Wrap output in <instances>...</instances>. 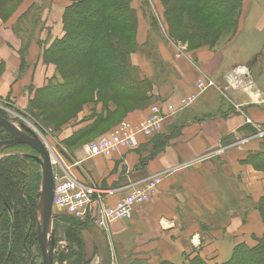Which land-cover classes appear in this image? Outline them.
<instances>
[{
  "label": "crops",
  "instance_id": "obj_1",
  "mask_svg": "<svg viewBox=\"0 0 264 264\" xmlns=\"http://www.w3.org/2000/svg\"><path fill=\"white\" fill-rule=\"evenodd\" d=\"M241 4L236 34L219 47L204 46L178 56L161 43L156 55L154 51L131 55L140 77L151 81L153 105L178 108L197 81L210 78L215 84L191 106L168 116L159 135L137 136L134 148L109 158L87 159L83 144L72 151L62 146L59 156L79 184L109 191L104 196L106 205H114L131 185L162 176L155 193L129 220L115 221L106 231L92 222L82 227L86 254L97 250L96 257L89 258L91 264L110 259L109 251L118 264H187V258L195 256L207 264H223L236 246L253 247L262 237L263 223L255 206L264 199V180L243 161L261 144L252 138L254 128L245 120L264 127V0ZM68 5L65 0H19L13 17L0 20V62L5 67L0 87L17 104L27 96L25 87L38 89L46 76L51 78V69L41 64V53L64 36L62 16ZM35 14L39 19L29 25L33 32L21 72L23 39L13 28L19 19L25 16L22 20L27 22L24 19ZM238 67L250 70L257 103L231 89L227 76ZM91 109L65 130L61 140L91 124L87 118L92 111L100 114L102 105ZM149 115L150 108L144 107L128 112L121 122L134 125ZM118 125L89 141L109 136ZM244 139L245 144L234 145ZM163 141L159 148L157 142Z\"/></svg>",
  "mask_w": 264,
  "mask_h": 264
},
{
  "label": "trees",
  "instance_id": "obj_2",
  "mask_svg": "<svg viewBox=\"0 0 264 264\" xmlns=\"http://www.w3.org/2000/svg\"><path fill=\"white\" fill-rule=\"evenodd\" d=\"M14 1L18 7L19 0ZM65 1H67L69 5L64 9L62 16L64 36L61 39L55 40L49 48L44 50L43 54H51L52 50H64L69 52L70 55L60 57L62 64L65 65V67H70L74 64L78 65L81 60L72 52V47L73 45H77V47H79L77 49H81L80 46L82 44V48L88 51L89 54L102 53V50L106 48L111 53V59H105L102 57L98 60L96 68L91 65H82L78 70L66 74L63 82L60 84L55 82L51 84L49 83L46 88H43L39 92L44 94L49 92L51 93V96H54L53 100L63 101L68 98V96L70 97L77 89L86 87L89 83V79L92 78L94 74L97 75L102 73L108 77L109 86L115 91V93L125 94V97L131 99H139L138 102L141 101L140 103L150 100L152 98L149 95L151 91V81L146 78H141L139 70L132 65L130 60L131 55L136 53V51L138 52V45H135L134 43L133 50L129 53L119 47L118 41L113 40V38L111 40V36H108V42H106L105 40H100L93 34V32L108 19H122L135 22L134 10L129 6L130 0H124L123 3L116 5L108 3L107 0ZM188 1L213 8V10H218V12L220 10L223 14L236 8L237 16H240L238 15L241 11L239 3L241 5L242 0ZM183 13L185 12H182V14ZM91 14H93V16H91ZM68 15H70V17ZM22 19H19L17 25L13 28L14 33L23 39V44L19 52L21 57V68L24 66V58L33 32V30L29 28V25L31 22L35 21V19H39V16L38 14H35L30 18L24 19V21L27 22H23ZM7 20V18L3 19L4 22ZM67 22H69V24H67ZM173 23L178 24V21L174 19ZM181 24L183 27L182 29L186 32L185 38L187 41L193 40L195 47L207 46L212 48L215 46L216 41H204V34L202 32L208 31L209 28L212 27L209 22H198L193 19L191 21L183 20ZM237 24L238 22L235 21L232 32L233 36L236 34L235 30ZM70 25L81 28L84 30V33H79L76 30L77 28H72ZM123 29H126V27ZM196 30L201 32H195ZM108 32L109 34L112 33L111 31ZM86 44L90 47H86ZM1 66L2 64L0 62V67ZM102 90L103 91L100 92V95L103 96L106 92L104 89ZM56 93H58V95L55 96ZM116 109L110 111L108 106L107 108L102 106L101 113L97 115L92 111L87 118L88 120H92V123L73 133L71 137L63 141V145L66 142L76 143L80 139L92 135L98 125L107 121L108 118L116 112ZM132 109L134 110V108ZM128 110L124 112V115L132 111ZM0 116L5 119V116L2 113H0ZM251 133L252 131H250V135H253ZM11 138V135L0 126V141H8ZM260 141V149L249 153L243 162L256 169L260 168L264 170V140ZM157 143L160 145L159 148H161L164 146L165 141ZM14 150H22L25 153H29L28 155L30 156V159L33 158L31 156L34 155V151L32 152V149L25 145L4 146L1 148V151ZM29 158L7 157L0 159V264H37V257H35L33 250L35 248L36 252H39L36 239V207L38 202L37 190L39 175L35 168L29 166V161H32L29 160ZM262 202H264V199L255 206L263 223L262 237L256 241V244L253 247L245 245L236 246L230 260L223 264H264V217H262ZM66 217L67 222H71L70 224L72 225V228L69 231V235L71 236L64 241L66 244L65 249L70 252V255H61L57 259L55 257V259L64 264L65 262L68 264H90V262H86L85 260V246L81 234V229L85 224L80 223V225L78 224L79 227L77 226L78 228H76L75 226L78 222H76L71 216L66 215ZM71 259L73 260L72 262ZM159 264L171 263L161 261ZM187 264L207 263L200 257L195 256L193 258H187Z\"/></svg>",
  "mask_w": 264,
  "mask_h": 264
},
{
  "label": "rangeland",
  "instance_id": "obj_3",
  "mask_svg": "<svg viewBox=\"0 0 264 264\" xmlns=\"http://www.w3.org/2000/svg\"><path fill=\"white\" fill-rule=\"evenodd\" d=\"M13 1L0 0V20L3 21V19L5 18L9 20V18H12L13 15L17 12L18 7L16 6L15 1L13 6ZM123 1L124 0H107L108 3L114 5L123 3ZM135 4L136 5L133 4V0H130L129 6L132 10H134V16L136 19L135 22L122 19L105 20L101 24V26H99L93 32L94 36H96L100 40H105L106 42H108V36H111V40L113 38V40L118 41L119 47L129 53L132 52L135 43V45H138V52H146L147 55H152V51H154V54L156 55L155 48L156 46H158V44L162 43L165 44L166 49H169L172 52H177L176 55L180 56L182 53H192L197 51L199 48L204 47H195L193 44V40L187 41V39L185 38L186 32L184 29H182L183 27L181 24L183 20L191 21L194 19V21L197 20L198 22H209L210 26L212 27H210L208 31L202 33L204 34L205 42L210 40L216 41L214 47H219L220 45L227 43L233 38L232 32L234 29L233 26L235 21L238 22L235 33L237 32V29L239 27L240 16H237L236 8L225 12L226 14H223V12H220V10L218 12V10L215 11L213 10V8H209L188 0H135ZM241 5L239 3V6ZM182 12L185 13L182 14ZM240 14L241 12L238 13V15ZM68 16L70 17V15ZM91 16H93V14H91ZM174 19L178 21V24L173 23ZM67 24H69V22H67ZM70 27L73 28L74 26L70 25ZM124 27H126V29H123ZM74 28H77L76 30L79 33H84V30H82L81 28ZM108 31H111L112 33L109 34ZM195 32L201 31L196 30ZM144 38L145 40L143 42L142 39ZM141 41L143 42V44H140ZM85 46L90 47L87 46V44ZM77 48H79L77 47V45H73L72 52L77 55L81 61L80 63H78V65L74 64L70 67H65L60 59V57L62 56H69V52L64 50H52L51 54L44 55V51H42L41 64L45 68L51 69V78H47L46 76L44 78V84L38 89L34 88L33 85H28L27 87H25V91H27L28 93L27 96L20 101V103L17 104L15 99L9 98L10 96L7 95V89L0 87V92L2 93L0 94V113L5 116L6 120L11 122L13 126L17 127L23 133L27 134L26 129L33 132L37 136V138L46 146V148L50 151L52 158L54 159V163L52 164L53 175H56L59 172L58 166L55 162L57 157L55 152H57L58 154H62V146L68 151L77 149V147H79L80 145L91 140L92 137L98 135L101 136L106 130H110L114 126L120 124V122L124 119V112H126L128 109L135 111L144 107L151 108L154 103L152 102V99L140 103L141 101L138 102L139 99H131L129 97H125V94L123 95L120 93H115V91L112 90V88L109 86L108 77L102 73H99L97 75L94 74V76L89 79V83L86 87L77 89L75 92H73L74 94L72 93L70 97L68 96V98L63 101L53 100L54 96H51V93L49 92H46V94L39 92L43 88H46L49 83L51 84L55 82L57 84H60L61 82H63L64 76L66 74L78 70L82 65H91L92 67L96 68L98 60L102 57H104L105 59H111V53L106 48L102 50V53L99 54H89L88 51L82 48V44L80 46L81 49ZM19 59L21 71L23 70L24 66H22L21 68V57ZM3 74H5L4 65L0 67V81ZM102 89H104V91L106 92L103 96L100 95V92L103 91ZM56 95H58V93H56L55 96ZM99 104H103L102 106L104 108H107V106L111 105L115 109L117 108L116 112L112 116H110L107 121L98 125L92 135L86 136L76 143L66 142L63 145L64 142L63 140H61V138L65 135V130L75 121H79V118L85 112L90 111L91 108L96 109L97 105ZM132 108H134V110ZM20 125H23L24 128H20ZM251 134H253V139L259 140L257 139V136H255L254 130ZM243 144L245 143L239 141V143L234 145L236 146ZM1 148L2 147H0V159L7 157H19L28 159L30 157L28 155L29 153H25L22 150L1 151ZM33 154L34 155L31 156L33 158H29V160H32L34 163L32 161H28L29 166L35 168L37 170V174L39 175L37 192L38 195H40L42 185V169L35 159L37 157L39 158L38 154H35V151L33 152ZM251 167L258 173L262 174L264 180V170L260 168L256 169L253 166ZM39 200L40 198H38L36 210L39 209ZM261 206L263 214L262 217H264V202H262ZM52 221V229L53 231L55 230L53 240L55 242L56 252L53 264H64L58 262V260L56 259L61 255H70V252L67 249H63L62 246H58V243H63L65 240L69 239V236H71L69 235V231L71 230L72 225L70 224L71 222H67L66 214L58 211V209L56 208H52ZM75 221L78 222H75V227L78 228L81 222L77 221L76 219ZM84 249L86 248L84 247ZM33 252L35 257H37L36 263L42 264L40 252H36L35 248ZM94 252H97V250L92 249V251L87 254L85 251L86 262H90V264L92 263L89 258L91 255L93 258L96 257V253L94 254ZM109 257L110 259H104V262L101 261V264H118V261L116 260L117 256L114 255L112 251H109ZM103 258H105V256H103ZM72 259L71 262L73 261ZM65 264L68 263L65 262Z\"/></svg>",
  "mask_w": 264,
  "mask_h": 264
},
{
  "label": "built area",
  "instance_id": "obj_4",
  "mask_svg": "<svg viewBox=\"0 0 264 264\" xmlns=\"http://www.w3.org/2000/svg\"><path fill=\"white\" fill-rule=\"evenodd\" d=\"M227 79L232 90L244 92L249 96L251 102L257 103L256 85L247 67H238L227 76ZM214 87L215 84L210 78L197 81L194 84V91L179 100L178 108L172 106L163 108L159 105H153L150 108V115L137 124L121 122L109 136L85 143L82 146L85 157L87 159L109 158L123 150L134 148L137 136L153 138L159 135L168 116L188 108L201 94ZM235 110L239 112V107L236 106ZM245 123L253 126L257 139L264 140L263 127L254 125L251 119H246ZM241 142L246 143L247 139L241 140ZM55 153L57 156L55 162L59 172L54 175L52 208L58 209V211L71 216L82 224L92 222L102 231H106L109 225L115 221L129 220L137 207L149 201L155 193L157 185L161 182V175L149 177L143 180L141 184L131 185L127 193L114 205H106L104 196L109 191L79 184L69 167L59 156L60 154ZM58 246L65 249L66 244L64 242L58 243Z\"/></svg>",
  "mask_w": 264,
  "mask_h": 264
},
{
  "label": "water",
  "instance_id": "obj_5",
  "mask_svg": "<svg viewBox=\"0 0 264 264\" xmlns=\"http://www.w3.org/2000/svg\"><path fill=\"white\" fill-rule=\"evenodd\" d=\"M0 126L12 137L11 140L0 142V147L25 145L35 151L39 158H35L42 169V185L40 195H38L41 209L40 218L37 216V244L41 255L42 264H53L55 252L54 231L52 229V200L54 189V175L51 162V153L37 136L26 129V133L13 126L11 122L0 117ZM20 128H24L20 125Z\"/></svg>",
  "mask_w": 264,
  "mask_h": 264
},
{
  "label": "bare ground",
  "instance_id": "obj_6",
  "mask_svg": "<svg viewBox=\"0 0 264 264\" xmlns=\"http://www.w3.org/2000/svg\"><path fill=\"white\" fill-rule=\"evenodd\" d=\"M51 158H52V155H51ZM51 161L53 162V161H54V159L52 158V159H51ZM40 212H41V209H40V210H38V216H39V218H40V214H41Z\"/></svg>",
  "mask_w": 264,
  "mask_h": 264
},
{
  "label": "flooded vegetation",
  "instance_id": "obj_7",
  "mask_svg": "<svg viewBox=\"0 0 264 264\" xmlns=\"http://www.w3.org/2000/svg\"><path fill=\"white\" fill-rule=\"evenodd\" d=\"M1 117V116H0ZM0 142H3V141H0ZM40 252V251H39Z\"/></svg>",
  "mask_w": 264,
  "mask_h": 264
}]
</instances>
